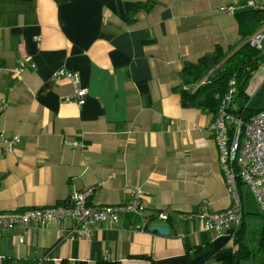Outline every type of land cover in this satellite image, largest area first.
<instances>
[{
  "label": "crops",
  "instance_id": "1",
  "mask_svg": "<svg viewBox=\"0 0 264 264\" xmlns=\"http://www.w3.org/2000/svg\"><path fill=\"white\" fill-rule=\"evenodd\" d=\"M145 1L0 0V211L53 206L102 181L92 202H126L138 186L149 228L164 224L170 233L124 217L95 225L86 239L65 237L69 222H54L5 232L0 264H223L236 250L232 238L180 217L204 201L226 209L230 198L209 132L214 115L182 107L173 87L186 61L237 42L234 13L220 9L247 0H153L128 24L129 10ZM62 67L87 88L82 106L65 101L73 91L66 79L52 80ZM239 97L236 108H264V63ZM1 134L20 137L13 152L2 154ZM243 210L244 229V200ZM155 211L170 220L151 218ZM243 245L247 259L264 264V245Z\"/></svg>",
  "mask_w": 264,
  "mask_h": 264
},
{
  "label": "built area",
  "instance_id": "2",
  "mask_svg": "<svg viewBox=\"0 0 264 264\" xmlns=\"http://www.w3.org/2000/svg\"><path fill=\"white\" fill-rule=\"evenodd\" d=\"M246 6H264V0H247ZM220 10L230 13L235 11L232 6L222 7ZM247 41L250 46L264 51V30H257ZM51 78L53 81L66 79L72 85L73 91L65 97V101L77 106L84 104L88 90L80 85L77 72L62 67L55 70ZM234 94L235 80L231 79L220 110L209 125L230 206L215 211L208 201H204L196 212L180 216L185 220L196 219L202 231L215 233L216 237L232 238L240 227L244 216L242 186L248 187L252 192L260 214L264 216V108L248 116L233 114L227 110V106L232 103ZM5 107L6 104L3 103L0 113ZM19 142V136L6 137L1 134L2 154L13 152ZM69 145L81 146L77 141L70 142ZM102 184L100 181L95 186L71 190L63 202L53 206L27 208L17 213L0 211V237L7 231L69 222V226L63 229L65 237L77 235L90 239L95 225L106 223L115 226L124 217L138 220L141 229L149 228L140 187L131 188L126 202L97 204L91 199ZM169 216L166 211H155L150 217L167 221Z\"/></svg>",
  "mask_w": 264,
  "mask_h": 264
},
{
  "label": "trees",
  "instance_id": "3",
  "mask_svg": "<svg viewBox=\"0 0 264 264\" xmlns=\"http://www.w3.org/2000/svg\"><path fill=\"white\" fill-rule=\"evenodd\" d=\"M154 7L153 0L135 3L127 14V23L133 24L139 11L150 12ZM234 16L239 33L237 42L227 48L216 45L211 52L205 53L196 62L186 61L183 64L178 74L180 82L173 87V91L180 95L182 107L210 112L215 118L223 103L230 80H235V94L242 96L252 73L264 63V51L250 46L247 41L254 32L264 27V6H244L234 11ZM227 110L233 114L242 113L248 116L260 109H248L245 106L232 109L231 106H227ZM242 234L243 222L232 237L237 248L222 259L223 264H238L240 259H247L252 255V252L243 245ZM260 244L264 245V230L261 232ZM209 248L210 245L207 244L198 247L195 252ZM102 264H120V262L104 261Z\"/></svg>",
  "mask_w": 264,
  "mask_h": 264
},
{
  "label": "rangeland",
  "instance_id": "4",
  "mask_svg": "<svg viewBox=\"0 0 264 264\" xmlns=\"http://www.w3.org/2000/svg\"><path fill=\"white\" fill-rule=\"evenodd\" d=\"M243 102V99L234 94L233 101L230 104L231 107L236 108L239 107L240 104ZM242 196L244 200V206L245 211L247 212L245 214L246 216V225L243 229V242H246L250 247H253L255 250L259 247V240H260V227L258 225V222L264 221V217L260 216L258 214V206L256 202L254 201V196L252 192L249 190L248 187L242 186ZM256 252V251H255ZM258 260H254L252 258L246 259L242 258L240 259L238 264H256Z\"/></svg>",
  "mask_w": 264,
  "mask_h": 264
},
{
  "label": "water",
  "instance_id": "5",
  "mask_svg": "<svg viewBox=\"0 0 264 264\" xmlns=\"http://www.w3.org/2000/svg\"><path fill=\"white\" fill-rule=\"evenodd\" d=\"M149 229L150 231L157 232L161 235H168L170 233V227L164 224H152Z\"/></svg>",
  "mask_w": 264,
  "mask_h": 264
}]
</instances>
